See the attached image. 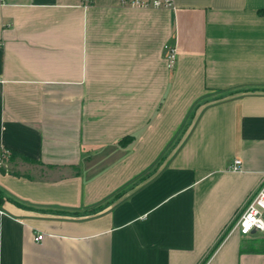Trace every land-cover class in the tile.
I'll return each instance as SVG.
<instances>
[{"label":"crops","instance_id":"obj_1","mask_svg":"<svg viewBox=\"0 0 264 264\" xmlns=\"http://www.w3.org/2000/svg\"><path fill=\"white\" fill-rule=\"evenodd\" d=\"M133 1L0 0V264H264V0Z\"/></svg>","mask_w":264,"mask_h":264},{"label":"built area","instance_id":"obj_2","mask_svg":"<svg viewBox=\"0 0 264 264\" xmlns=\"http://www.w3.org/2000/svg\"><path fill=\"white\" fill-rule=\"evenodd\" d=\"M92 0H84L86 7L91 4ZM133 7L148 8L151 5L145 3L143 0H134ZM155 8H169L172 6L171 0H164L161 2L156 0L152 3ZM166 55L167 68L173 71L178 61V50L176 47L166 45L164 47ZM11 151L4 149L0 155V168L5 167V162L10 159ZM242 162L235 160L231 166L233 171H240ZM236 227L239 233L243 236H249L253 233H264V181L257 191V193L248 201L245 209L241 213ZM44 236L41 234L37 237L36 241L39 243L43 240Z\"/></svg>","mask_w":264,"mask_h":264},{"label":"trees","instance_id":"obj_3","mask_svg":"<svg viewBox=\"0 0 264 264\" xmlns=\"http://www.w3.org/2000/svg\"><path fill=\"white\" fill-rule=\"evenodd\" d=\"M195 112V111H194ZM192 114V113H191ZM195 114V113H194ZM192 116H193V118H194V115L192 114ZM186 127V126H185ZM184 127V128H185ZM129 140H132V137H130V138H128V139H126V140H124V141H122L120 144L121 145H123V146H126V141H129ZM13 154H11V157L13 158ZM2 169V168H1ZM4 171V170H3ZM5 172V171H4ZM7 201H11V199L6 195V193L2 190V189H0V208H2V206L4 205V203L5 202H7ZM92 213H94L95 211L93 210V211H91Z\"/></svg>","mask_w":264,"mask_h":264},{"label":"rangeland","instance_id":"obj_4","mask_svg":"<svg viewBox=\"0 0 264 264\" xmlns=\"http://www.w3.org/2000/svg\"><path fill=\"white\" fill-rule=\"evenodd\" d=\"M192 114L194 115V112H192ZM192 114L190 115V117H189V119H188V122H187V124H186V127H185V128L182 130V132L180 133V135H179L180 137L183 136V135L187 132L188 127L190 126V124H191V122H192V120H193V116H192ZM178 140H179V137H178V139L176 140L175 144L172 145V147H170V150H168V153L171 152L172 149L177 145ZM166 156H167V153H166Z\"/></svg>","mask_w":264,"mask_h":264}]
</instances>
